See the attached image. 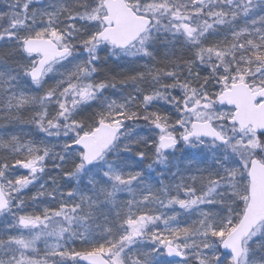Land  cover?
Returning a JSON list of instances; mask_svg holds the SVG:
<instances>
[{
	"label": "snow or ice",
	"instance_id": "6c2138e0",
	"mask_svg": "<svg viewBox=\"0 0 264 264\" xmlns=\"http://www.w3.org/2000/svg\"><path fill=\"white\" fill-rule=\"evenodd\" d=\"M0 264H264V0H3Z\"/></svg>",
	"mask_w": 264,
	"mask_h": 264
},
{
	"label": "rangeland",
	"instance_id": "374dc122",
	"mask_svg": "<svg viewBox=\"0 0 264 264\" xmlns=\"http://www.w3.org/2000/svg\"><path fill=\"white\" fill-rule=\"evenodd\" d=\"M3 5V0H0V6H2Z\"/></svg>",
	"mask_w": 264,
	"mask_h": 264
}]
</instances>
